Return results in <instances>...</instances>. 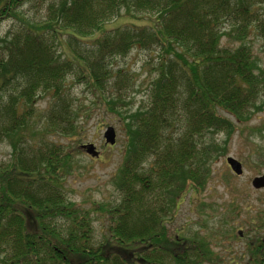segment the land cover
Wrapping results in <instances>:
<instances>
[{"label":"trees","instance_id":"16d2710c","mask_svg":"<svg viewBox=\"0 0 264 264\" xmlns=\"http://www.w3.org/2000/svg\"><path fill=\"white\" fill-rule=\"evenodd\" d=\"M39 1L0 0V26L19 23L0 35V149L6 142L11 149L0 161V264L229 262L224 246L238 237L236 202L204 234L169 238L167 225L186 193L206 187L212 161L236 132H249L248 159L264 170V136L247 126L264 106V70L248 42L253 35L264 49V0H69L52 3L44 21L32 23L20 9ZM122 9L154 19L129 14L148 24L102 32L91 39L88 58L73 51L72 42H85ZM133 47L155 56V76L147 105L122 113L116 108L125 104V72H111L108 63ZM71 75L122 120L115 202L85 208L68 197L74 157L59 138L79 136L83 116L70 94ZM258 201L249 233L264 230V194ZM95 219L107 221L98 233ZM247 246L255 248L248 260L264 263V235L257 232Z\"/></svg>","mask_w":264,"mask_h":264},{"label":"rangeland","instance_id":"374dc122","mask_svg":"<svg viewBox=\"0 0 264 264\" xmlns=\"http://www.w3.org/2000/svg\"><path fill=\"white\" fill-rule=\"evenodd\" d=\"M60 1L69 0L32 2L20 9V12L30 22L41 23L47 15L48 6L52 3L59 4ZM129 14L135 17L146 18V20L153 21L154 19L153 16L149 15L143 16L134 12L126 13L122 9L119 17L103 25L100 31L96 32L92 37L85 39V42H72L73 51L79 55L82 53L83 57L88 58L89 51L93 49L91 39L102 37V32L119 30L125 25L140 27L148 24L143 19L139 20L130 17ZM18 25L19 23L15 20L2 22L0 35L3 36L9 28L13 26L17 27ZM70 40V37H63V41L69 42ZM248 42L253 47L256 66L264 70V49L262 42L253 35L249 37ZM223 43L227 44L228 40L224 38ZM57 51L58 53L60 52L61 58H66L62 47H59V45L57 46ZM67 55L70 59V54L67 53ZM152 60H155V56L151 57L148 51H143L138 47H133L126 57H115L109 60L108 64H110L111 72H116L117 70L125 72V77L120 79V87L123 89L125 95V104L124 106H118L116 108L117 111L122 113L127 110L135 112L140 107L147 105L149 84L155 76L152 68L156 62H152ZM72 77L71 75L67 79L70 94L75 99V102L83 107V116L77 120L78 124L81 125L79 136L59 138V141L67 146L74 157L73 174L67 178L65 186L69 190L68 197L72 201L81 204L85 208H90L93 202L109 203L115 202L118 198L113 188L112 177L122 162L125 135L121 118L116 113L110 112L104 102L97 99L98 96L92 94V89L89 90L85 87L84 83L77 84L74 82L75 77ZM46 102L47 99L45 97L39 99L37 107L40 111L45 108ZM247 126L261 130L260 132H254V135L261 134L264 136V106L260 111L255 113ZM108 127L113 128L116 134L113 146L105 144L104 133ZM248 133L247 130H244L243 136L240 138L239 133L236 132L225 146L226 153L212 161V178L202 191L185 194L176 214L167 225L169 235L192 236L194 232H199L200 234L208 232L207 227L215 222L218 225V219H222V212L234 201L240 209L239 214L231 222L236 228L235 234H244L247 231L248 235L246 238L252 236L248 230L251 225L255 227L251 220H253L255 212L261 207L258 199L264 194V189L254 190L251 182L255 177L264 175V170H258L256 165L248 159L250 143L245 139ZM217 139L222 141L223 137L218 136ZM87 145L94 146L98 153L96 157H91L86 153V149L82 148ZM10 154L11 149L6 142L0 149V161H8ZM228 157L242 163L243 174L241 176L237 177L231 173L225 161ZM204 204L208 206L212 205L215 210L203 206ZM207 216H209L208 219L206 218ZM101 222L104 223L103 226H101ZM106 222V220L100 221L95 219L94 227L97 233L101 231V228H103L102 230L105 229ZM257 232L264 235V230H258ZM245 244L246 240H235L231 246L225 245L224 248H231V252L225 254L226 260L231 262V258L242 254ZM217 251L221 252L222 250L217 247Z\"/></svg>","mask_w":264,"mask_h":264},{"label":"water","instance_id":"95a60500","mask_svg":"<svg viewBox=\"0 0 264 264\" xmlns=\"http://www.w3.org/2000/svg\"><path fill=\"white\" fill-rule=\"evenodd\" d=\"M104 139L105 143L113 146L115 144L116 140V134L113 130V128L108 127L104 133ZM83 149H86V153L92 157L97 156V152L95 151V148L93 145H87L83 146ZM226 163L230 169V171L235 175V176H241L243 174V169H242V163L239 161L228 157L226 158ZM251 186L254 190H261L264 189V175L255 177L252 182Z\"/></svg>","mask_w":264,"mask_h":264},{"label":"flooded vegetation","instance_id":"af4514ba","mask_svg":"<svg viewBox=\"0 0 264 264\" xmlns=\"http://www.w3.org/2000/svg\"><path fill=\"white\" fill-rule=\"evenodd\" d=\"M256 233H257L256 230L251 231V234H252L251 237H253V235L256 234ZM259 234L261 235V233H259ZM177 235L178 234H175V235H172L171 236L168 233L169 238L177 237ZM251 237L246 238V235H244V234H238L237 240H239V241L246 240V244H245V246L243 248V253L240 254L241 255L240 260L239 261H231V262L221 263V264H264V263H259V262H254V261L248 260L249 258H252L250 256V254H249V250L255 249L254 247L247 246V243L249 242V240L251 239Z\"/></svg>","mask_w":264,"mask_h":264}]
</instances>
